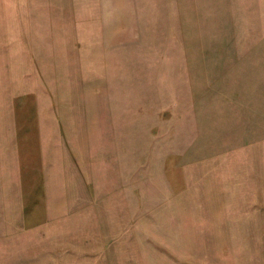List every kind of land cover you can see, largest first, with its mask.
Instances as JSON below:
<instances>
[{
  "label": "rangeland",
  "instance_id": "obj_1",
  "mask_svg": "<svg viewBox=\"0 0 264 264\" xmlns=\"http://www.w3.org/2000/svg\"><path fill=\"white\" fill-rule=\"evenodd\" d=\"M0 264H264V0H0Z\"/></svg>",
  "mask_w": 264,
  "mask_h": 264
}]
</instances>
